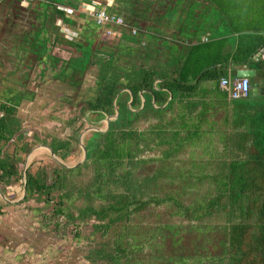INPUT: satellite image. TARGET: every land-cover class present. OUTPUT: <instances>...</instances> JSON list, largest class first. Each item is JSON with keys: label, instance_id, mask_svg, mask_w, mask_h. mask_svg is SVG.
<instances>
[{"label": "trees", "instance_id": "obj_1", "mask_svg": "<svg viewBox=\"0 0 264 264\" xmlns=\"http://www.w3.org/2000/svg\"><path fill=\"white\" fill-rule=\"evenodd\" d=\"M94 2L110 15L121 17L123 26L99 25L79 11L81 3ZM218 3L36 0L22 5L21 0H0L3 53L9 54L12 49L21 53L28 79L35 66H42L40 74L52 70L54 77L75 90L92 72L94 94L82 100V113L70 119L69 124L81 120L84 112L99 114L96 121L115 116L105 131L96 132L93 155L107 161L109 174L123 165L124 158L132 159L127 163L126 176L122 173L118 178L125 190L105 196L104 206L90 210V214L106 222L96 225V229H124V234L110 244L109 251L98 257L100 264H147V254L134 256V245L139 244L136 235L144 230V245H149L155 231L165 233L168 222L174 223V208L178 214L175 225L181 231L187 223L195 229H217V259L213 257L205 264H264V94L253 96L251 91L255 83L264 80V24L257 20L253 29L233 28L205 42L201 36L211 32L207 28L167 30L170 22L177 24L191 12L195 14L191 8L209 4V10ZM60 5L70 12L62 11ZM206 12V18L213 17L226 25L228 17ZM63 27L77 31L78 38L66 39ZM8 39L12 40L9 46L2 44ZM61 50L71 53L65 57ZM233 66L255 70V76L249 78V95L244 99H230L219 87L221 77L233 74ZM17 107V101L0 98V142L7 143L18 133ZM83 126L80 123L72 134L77 136ZM60 146L64 153L58 157L65 161L69 142L61 141ZM31 149L22 146L26 154ZM3 150L0 146V184L20 182L22 186V161ZM52 152L55 154L54 149ZM153 153L167 160L180 158L182 153L187 158L198 154L209 158L203 161L201 174L172 176L170 189L185 186L184 199L162 213L159 211L174 197L159 198L157 190L150 189L160 179L153 169L144 166L153 163ZM141 166L146 172L139 178L133 172ZM45 176L44 171L25 170L23 200L38 194L49 201L53 192H62L57 171L51 173V181ZM139 187L145 190L140 192ZM58 204L56 213L61 214V195ZM207 221L213 222L211 227ZM203 258L207 256L202 254Z\"/></svg>", "mask_w": 264, "mask_h": 264}, {"label": "rangeland", "instance_id": "obj_2", "mask_svg": "<svg viewBox=\"0 0 264 264\" xmlns=\"http://www.w3.org/2000/svg\"><path fill=\"white\" fill-rule=\"evenodd\" d=\"M203 1L210 4L212 0H198L201 3ZM215 1L219 3L209 10V4L191 8L196 10L195 14L191 12L177 24L175 21L170 22L167 30H177V28L186 30L188 27L210 29V33L201 36L202 41L204 37L213 38L229 33L228 30L233 28L253 29L256 27V19L260 25L264 23V0ZM79 9L89 19L93 18L86 3H81ZM205 12L207 15L218 13L225 18L228 17L226 25H221V22L216 24L213 17L206 18ZM224 26L228 30L224 31ZM234 37L236 36L228 39ZM10 39L2 44L9 46V42L12 41ZM8 52L9 54H4L0 49V98L17 101L16 115L19 130L13 140L7 143L0 142V146L3 151L15 155V159L22 161L19 166L23 185L21 186L20 182L7 186L0 184V264H94L93 261L100 264L98 257L109 251L110 244L124 234V229L121 226L96 229V225L106 222L98 220L90 214V210L104 206L105 196L125 190L126 186L121 182L118 184V178L122 173L125 175L127 163L132 159L124 158L123 165H120L114 174L107 173V161L98 159L96 154L93 155L96 132L105 131L106 117L96 121L100 118L99 114L84 112L81 120L69 124L70 119L82 113L79 111L82 100L89 99L94 94L92 72L86 75L79 90L70 87L64 80L54 77L52 70L40 74L42 66H35L30 73L31 78L28 79L29 71L22 62L21 53L18 54L13 49ZM70 53L60 51L65 57ZM234 72H232L233 77L236 76ZM82 122L84 126L77 136L72 134L75 127ZM92 127L96 130L91 129ZM61 141H67L70 145L67 147L69 154L65 161L58 157L64 153L60 146ZM22 146H29L32 149L26 154ZM53 149L55 156L50 151ZM156 149L159 148L153 150ZM199 155L187 158L188 156L180 154V158L167 160L153 153V163H145L146 169H153V173L160 175V179L155 181L156 184L150 187L151 191L157 190L156 196L159 198L166 195L174 197H171V202L165 203L166 208L160 210V213L172 209V206L175 207L176 203L184 199L182 191L186 190L183 188L185 186L181 185L177 189L180 192L175 188L170 189L173 175L203 172L201 165L209 158H201ZM64 167L73 168L68 170ZM27 168L31 173L44 171L49 181H51V173L57 171L62 180V192H53L49 201H44V196L38 194L23 200ZM145 172L141 166L133 174L141 178ZM127 179L129 178L124 180ZM132 185L138 187L136 182H132ZM144 190L139 187L140 192ZM60 195L63 198V211L57 214ZM173 215L176 217L172 221L174 223L168 222L169 230L165 233L162 231V234L159 233L160 229L155 231L157 233L152 234L149 245H144V241L147 240L144 230L139 236L136 235L135 239L138 238L139 244L134 245V256L139 253L143 256L147 254L150 256L147 264H180V262L205 264V261H212L213 257L217 259V229L215 231L202 227L195 229L193 225L187 223L186 229L181 231L175 225V220L178 219L176 208L173 209ZM211 223L213 222L207 221L206 225L211 227ZM202 254L207 258L201 259Z\"/></svg>", "mask_w": 264, "mask_h": 264}, {"label": "built area", "instance_id": "obj_3", "mask_svg": "<svg viewBox=\"0 0 264 264\" xmlns=\"http://www.w3.org/2000/svg\"><path fill=\"white\" fill-rule=\"evenodd\" d=\"M36 0H21L22 5H28L30 2ZM38 1V0H37ZM91 11V14L95 21L99 25H106L107 23H114L119 26H123V19L115 15H110L107 13L104 7H97V3L86 4ZM59 8L65 13L70 12V9L66 6L60 5ZM64 36L68 40H74L78 37V32L67 27L62 28ZM135 33V30H132ZM107 33L110 34L111 30L108 29ZM208 37H204L202 41H207ZM219 87L221 90L227 92L228 97L233 100L244 99L249 95L250 92V83L248 77H233L231 74L221 77L219 80Z\"/></svg>", "mask_w": 264, "mask_h": 264}, {"label": "water", "instance_id": "obj_4", "mask_svg": "<svg viewBox=\"0 0 264 264\" xmlns=\"http://www.w3.org/2000/svg\"><path fill=\"white\" fill-rule=\"evenodd\" d=\"M253 76H255V70L249 69L246 66H243V68L236 70V77H248V78H250ZM251 91H252L253 96H257L258 94H264V80H260L258 83H255L254 86L252 87ZM113 118H115V116L114 117H106L105 120H106L107 126H108L109 119H113ZM91 129L96 130V128H94V127H92ZM50 151H51V154L53 156H55L54 153L52 152V150H50ZM73 167H75V166H73ZM73 167H68V168H73Z\"/></svg>", "mask_w": 264, "mask_h": 264}, {"label": "crops", "instance_id": "obj_5", "mask_svg": "<svg viewBox=\"0 0 264 264\" xmlns=\"http://www.w3.org/2000/svg\"><path fill=\"white\" fill-rule=\"evenodd\" d=\"M257 20H258V19H256V22H257ZM226 21H227V20H226ZM262 21H263V20H262ZM219 22H220V21H219ZM216 24H218V21H216ZM262 24H264V23H262ZM221 25H224V24L221 22ZM259 27H260V26H259ZM261 27H264V26H261ZM250 28H251V27H250ZM223 29H224V31L228 30L226 26H224ZM248 29H249V28H248ZM240 68H243V66H240V67H235V66H233V67L231 68V70H232V71H236L237 69H240ZM231 70H230V71H231ZM232 71H231V72H232ZM182 154H183V153H182ZM183 155H185V154H183ZM185 156H186V155H185Z\"/></svg>", "mask_w": 264, "mask_h": 264}]
</instances>
